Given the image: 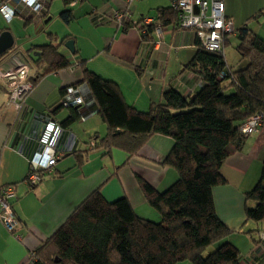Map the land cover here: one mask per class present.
Returning <instances> with one entry per match:
<instances>
[{
  "label": "crops",
  "instance_id": "obj_1",
  "mask_svg": "<svg viewBox=\"0 0 264 264\" xmlns=\"http://www.w3.org/2000/svg\"><path fill=\"white\" fill-rule=\"evenodd\" d=\"M230 1L223 0L224 13L233 22L235 33L227 37L226 44L236 38L237 49V31L246 25L234 16ZM142 2L135 0L128 5L125 0H82L70 5L72 18L68 22L60 17L65 10L61 0H43L45 11L41 14L20 6L8 23L0 16V33L8 30L14 39L12 48L0 57V72L21 62L29 66V77L34 79L38 71L32 58L39 55V47L58 44L64 37L74 45L73 53L59 47L74 66L38 79L19 112L7 103L6 84L0 77V188L12 186L15 198L10 204L17 219L14 234L0 222V264H32L33 252L96 189L108 202L125 197L140 218L161 219L145 201L138 180L159 192L176 181L177 173L161 165L172 140L152 136L132 156L117 148H91L90 143L98 144L106 136L107 128L86 88L83 104L75 106L77 121L63 126L70 109L60 108L64 88L84 86L82 67L116 83L125 102L138 111L162 102V94L169 89L184 97L198 92L199 79L185 69L197 51L199 41L194 31L159 23L161 34L153 29L144 40L140 21L155 18L157 13L144 16L139 10ZM146 3L147 13L170 8L169 0ZM115 13H127L122 23L114 21ZM94 15L101 16V23L93 20ZM232 63L227 65L233 70L245 64ZM44 146L56 153V164L38 185L30 187L25 181L29 159ZM263 160L264 130L247 136L241 150L224 161L220 172L225 184L212 190L215 212L230 231L224 241L238 250L239 264H264V222L246 220L244 197L258 182Z\"/></svg>",
  "mask_w": 264,
  "mask_h": 264
},
{
  "label": "trees",
  "instance_id": "obj_2",
  "mask_svg": "<svg viewBox=\"0 0 264 264\" xmlns=\"http://www.w3.org/2000/svg\"><path fill=\"white\" fill-rule=\"evenodd\" d=\"M61 1L65 10L60 17L68 22L70 5L82 0ZM156 13V24L180 29L176 11L158 8ZM153 28L139 27L141 33L145 31L144 40ZM236 37V50L246 60L242 67L231 69L224 53L209 52L197 42L185 69L199 79L198 92L184 97L169 89L162 102L152 103L145 112L129 106L116 83L82 67L81 84L107 128L106 136L91 148H117L132 156L152 136L169 137L172 147L161 165L174 170L177 179L163 192L138 180L145 201L161 217L158 223L138 217L125 197L108 202L99 189L94 190L33 252L32 264H239L238 250L224 241L230 231L215 212L212 190L225 184L221 166L243 146L247 136L241 125L257 113L264 114V41L246 26ZM65 40L39 47V55L32 58L38 71L29 78L32 85L49 72L74 66L59 52ZM60 108L70 109L63 126L77 121L74 106ZM244 197L246 220L264 222V160L258 182Z\"/></svg>",
  "mask_w": 264,
  "mask_h": 264
},
{
  "label": "built area",
  "instance_id": "obj_3",
  "mask_svg": "<svg viewBox=\"0 0 264 264\" xmlns=\"http://www.w3.org/2000/svg\"><path fill=\"white\" fill-rule=\"evenodd\" d=\"M135 0H125L130 5ZM170 8L178 14V26L182 30H192L201 47L209 52L223 53L225 39L234 34L233 22L225 16L223 0H169ZM26 7L36 14L45 11L43 0H0V16L9 22L18 14V7ZM127 13H115L114 21L121 23ZM264 15V12H263ZM96 21L101 23V16ZM142 26H154L155 32L161 34V26L155 23L154 18L144 17ZM29 66L15 62L13 67L0 72L1 79L6 84L7 103L16 112L24 105L25 98L32 89L29 81ZM85 87H68L62 97L63 106H80L84 102ZM264 130V114L257 113L244 121L240 127L243 135L259 133ZM93 146V143H90ZM56 153L47 146L34 153L29 159V170L25 181L28 185H36L42 179V174H49L56 164ZM15 198L12 186L0 188V222L5 229L14 234L17 219L12 210L10 201Z\"/></svg>",
  "mask_w": 264,
  "mask_h": 264
},
{
  "label": "rangeland",
  "instance_id": "obj_4",
  "mask_svg": "<svg viewBox=\"0 0 264 264\" xmlns=\"http://www.w3.org/2000/svg\"><path fill=\"white\" fill-rule=\"evenodd\" d=\"M53 1L54 3H60V0H53ZM230 3L234 10V14H235L234 16L236 17V19H238L239 21L241 20L244 21V24L246 25V27L252 33H254L256 36H258L264 41V15L258 14L259 13L258 11L260 9L262 11L264 10V5H263L264 0H231ZM139 10H141V12L144 13V16L148 14L153 15L156 13L155 9L149 11L150 13H147V10H149V7L147 6L146 0H143L142 4L139 6ZM236 42H237L236 38H231L230 42L227 43L224 48V51H223L224 57L228 63L233 62L234 64H237L240 61L246 62V60L243 59L239 55L237 50L235 49ZM236 68L238 67H234V69ZM166 189H163V191ZM163 191L161 190V192ZM160 220L158 222H160ZM158 222H155V223H158ZM213 249H214V246L210 247L205 252V255Z\"/></svg>",
  "mask_w": 264,
  "mask_h": 264
},
{
  "label": "water",
  "instance_id": "obj_5",
  "mask_svg": "<svg viewBox=\"0 0 264 264\" xmlns=\"http://www.w3.org/2000/svg\"><path fill=\"white\" fill-rule=\"evenodd\" d=\"M14 39L10 31L5 30L0 33V57L12 48ZM64 48L73 53L74 45L72 40H68L63 44ZM77 108V107H76Z\"/></svg>",
  "mask_w": 264,
  "mask_h": 264
},
{
  "label": "bare ground",
  "instance_id": "obj_6",
  "mask_svg": "<svg viewBox=\"0 0 264 264\" xmlns=\"http://www.w3.org/2000/svg\"><path fill=\"white\" fill-rule=\"evenodd\" d=\"M236 29V28H235ZM152 38H153V36H152ZM150 42V41H149ZM57 161V160H56Z\"/></svg>",
  "mask_w": 264,
  "mask_h": 264
}]
</instances>
